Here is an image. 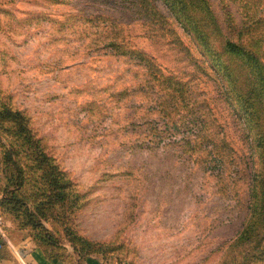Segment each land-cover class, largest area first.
<instances>
[{"label": "rangeland", "instance_id": "rangeland-1", "mask_svg": "<svg viewBox=\"0 0 264 264\" xmlns=\"http://www.w3.org/2000/svg\"><path fill=\"white\" fill-rule=\"evenodd\" d=\"M0 211L57 255L264 264V0H0Z\"/></svg>", "mask_w": 264, "mask_h": 264}, {"label": "crops", "instance_id": "crops-1", "mask_svg": "<svg viewBox=\"0 0 264 264\" xmlns=\"http://www.w3.org/2000/svg\"><path fill=\"white\" fill-rule=\"evenodd\" d=\"M0 238L6 243L8 250L10 251L9 258L3 260L2 264H16L12 258L17 257L16 253L21 247H26V254L22 256V259L32 260L36 264H108L103 262L99 256L90 255L85 258H80L75 254L69 255H57L50 250V248H44L36 246L33 243L30 236L24 234V232H16L9 228L0 229ZM17 264H19L17 262Z\"/></svg>", "mask_w": 264, "mask_h": 264}, {"label": "built area", "instance_id": "built-area-1", "mask_svg": "<svg viewBox=\"0 0 264 264\" xmlns=\"http://www.w3.org/2000/svg\"><path fill=\"white\" fill-rule=\"evenodd\" d=\"M4 222L3 216L0 213V229L2 228V223ZM23 264H36V262L32 260H25Z\"/></svg>", "mask_w": 264, "mask_h": 264}, {"label": "trees", "instance_id": "trees-1", "mask_svg": "<svg viewBox=\"0 0 264 264\" xmlns=\"http://www.w3.org/2000/svg\"><path fill=\"white\" fill-rule=\"evenodd\" d=\"M231 49H233L235 52H240L242 49L240 48V49H237V48H231ZM0 213L2 214V212L0 211ZM2 216H3V214H2Z\"/></svg>", "mask_w": 264, "mask_h": 264}]
</instances>
